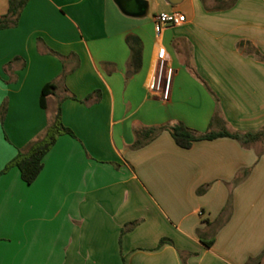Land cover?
I'll return each mask as SVG.
<instances>
[{
    "label": "crops",
    "instance_id": "crops-1",
    "mask_svg": "<svg viewBox=\"0 0 264 264\" xmlns=\"http://www.w3.org/2000/svg\"><path fill=\"white\" fill-rule=\"evenodd\" d=\"M146 2L136 16L114 0H27L0 28V264H247L264 251V137L181 148L162 129L134 146L149 127L264 128V0ZM172 11L186 21L155 33ZM160 46L174 68L165 102L149 91ZM49 82L70 133L27 184L5 167L45 129Z\"/></svg>",
    "mask_w": 264,
    "mask_h": 264
},
{
    "label": "trees",
    "instance_id": "trees-1",
    "mask_svg": "<svg viewBox=\"0 0 264 264\" xmlns=\"http://www.w3.org/2000/svg\"><path fill=\"white\" fill-rule=\"evenodd\" d=\"M26 1L27 0H9L7 14L0 17V28L6 27L8 24L15 25L17 23L19 11L24 6ZM126 42L131 53V64L133 69L136 70L140 67L141 62V49L138 39L136 36H127ZM55 89V83L49 82L44 84L40 91L39 104L42 108L46 109L47 114V124L45 129L42 133L32 139L23 149H20L16 156L5 167V169H8L10 166H16L20 172L21 179L27 184L34 181L41 171L43 166L42 159L45 153L54 144L57 136L61 133H70V131L64 127L60 121L59 103L56 102L51 109H49L46 105L47 100L55 95ZM3 112L4 106L1 108V115ZM162 129H168L176 145L181 148H189L194 141L212 139L219 136H229L242 142H251L264 137V128L256 133H230L226 130H222L216 133H207L196 136L191 129L182 123H178L168 127H149L138 131L136 133L134 146L139 147L145 144ZM164 241L165 239H161L159 243L162 244ZM203 243L206 246H210L212 244V240L203 241ZM263 255L264 251L256 258H251L247 264L258 263Z\"/></svg>",
    "mask_w": 264,
    "mask_h": 264
},
{
    "label": "built area",
    "instance_id": "built-area-1",
    "mask_svg": "<svg viewBox=\"0 0 264 264\" xmlns=\"http://www.w3.org/2000/svg\"><path fill=\"white\" fill-rule=\"evenodd\" d=\"M153 20L154 31L157 34L167 26H179L186 21L184 15L176 11L159 13ZM173 75L171 58L166 49L160 46L156 52L155 71L149 85L150 93L161 101H168Z\"/></svg>",
    "mask_w": 264,
    "mask_h": 264
},
{
    "label": "water",
    "instance_id": "water-1",
    "mask_svg": "<svg viewBox=\"0 0 264 264\" xmlns=\"http://www.w3.org/2000/svg\"><path fill=\"white\" fill-rule=\"evenodd\" d=\"M120 10L127 15L142 16L146 13V0H114ZM172 5L179 4L182 0H167Z\"/></svg>",
    "mask_w": 264,
    "mask_h": 264
}]
</instances>
